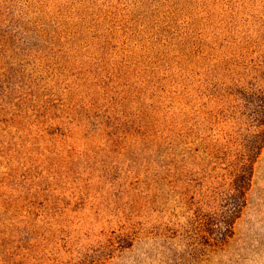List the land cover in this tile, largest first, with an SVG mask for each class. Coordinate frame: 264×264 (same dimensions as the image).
Instances as JSON below:
<instances>
[{
    "label": "rangeland",
    "instance_id": "1",
    "mask_svg": "<svg viewBox=\"0 0 264 264\" xmlns=\"http://www.w3.org/2000/svg\"><path fill=\"white\" fill-rule=\"evenodd\" d=\"M99 1L101 32L0 0V264H264V147L214 229L264 133V0Z\"/></svg>",
    "mask_w": 264,
    "mask_h": 264
},
{
    "label": "trees",
    "instance_id": "2",
    "mask_svg": "<svg viewBox=\"0 0 264 264\" xmlns=\"http://www.w3.org/2000/svg\"><path fill=\"white\" fill-rule=\"evenodd\" d=\"M27 2L26 6L29 11L35 8L37 3L42 4L45 0H24ZM55 11L67 12L72 17L78 18L84 25L89 23L90 27L97 32L112 25L111 19L118 15V9L111 3H103L95 0H46ZM142 8V7H141ZM141 8H137L135 13ZM135 16V14H133ZM148 19V16L144 17ZM133 21V22H131ZM130 23L138 20L131 19ZM264 82V79L262 80ZM245 101L247 102L246 108L250 112L251 122L258 125H264V90L255 89L254 87H246L244 93ZM258 130V129H257ZM251 134L245 138V142L241 144L240 155L233 163L235 177L231 183L232 192L226 200V217L221 221L222 227H214L218 232L226 229L233 228L234 221L238 214L243 209L246 203V195L249 187L251 186L252 177L254 174V165L258 156L261 154L264 147V133ZM220 231V232H221ZM224 235V233H220ZM221 240V239H220Z\"/></svg>",
    "mask_w": 264,
    "mask_h": 264
}]
</instances>
